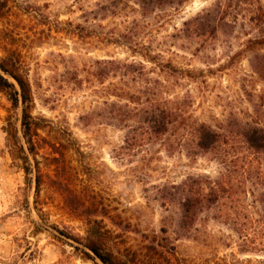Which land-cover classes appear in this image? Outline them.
Wrapping results in <instances>:
<instances>
[{
	"label": "rangeland",
	"instance_id": "1",
	"mask_svg": "<svg viewBox=\"0 0 264 264\" xmlns=\"http://www.w3.org/2000/svg\"><path fill=\"white\" fill-rule=\"evenodd\" d=\"M4 1L0 59L19 58L27 76L42 177L36 194L21 106L0 91V264H102L90 240L121 264H264V180L189 218L181 189L158 191L223 166L159 141L123 150L110 113L154 99L189 126L264 128V0Z\"/></svg>",
	"mask_w": 264,
	"mask_h": 264
},
{
	"label": "trees",
	"instance_id": "2",
	"mask_svg": "<svg viewBox=\"0 0 264 264\" xmlns=\"http://www.w3.org/2000/svg\"><path fill=\"white\" fill-rule=\"evenodd\" d=\"M5 10L6 3L0 0V18ZM23 70L19 58L9 55L0 59V91L7 93L14 108L21 106L22 143L18 144V150L25 182L32 184L34 181L35 193L38 194L42 175L37 163L33 165L29 156H34L36 152L39 125L30 112L32 95ZM7 77L11 78L14 83L10 82ZM145 94L147 96L156 95L149 88L146 89ZM122 96L124 97L121 95L120 98ZM147 103L149 105L141 110L131 109L128 103L114 102L112 104L111 119L115 125L127 129L123 150H133L143 146L146 142L159 141L165 148L167 147V151L174 146L188 148L189 158L209 155L224 168L216 179L189 176L179 185L171 184L169 188L163 186L162 190L158 191L162 193V196L165 194L171 196L170 192L165 193V191L181 189L180 195L184 196V207L186 208L184 212H189V218L202 209L222 206L224 200L237 203L239 194L241 191L245 192L250 180L254 182L264 180V172L257 166L260 155L264 154V128L245 125L241 133L227 136L205 124L195 123L189 126V123L183 122L181 110L171 107L167 101L153 99ZM132 119L135 125H127L126 122ZM179 119H183L182 122ZM239 149L243 151H238ZM84 247L102 264H121L111 253L104 251L97 241L90 240L85 243ZM85 254L90 256L88 253Z\"/></svg>",
	"mask_w": 264,
	"mask_h": 264
}]
</instances>
